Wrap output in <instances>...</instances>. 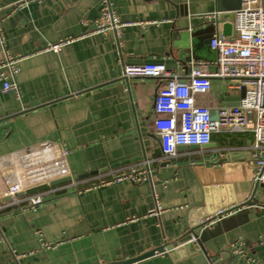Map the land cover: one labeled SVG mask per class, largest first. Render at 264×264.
Masks as SVG:
<instances>
[{
	"label": "crops",
	"instance_id": "0c3cea01",
	"mask_svg": "<svg viewBox=\"0 0 264 264\" xmlns=\"http://www.w3.org/2000/svg\"><path fill=\"white\" fill-rule=\"evenodd\" d=\"M102 1L0 0V61L19 59L14 77L0 69V191L7 153L43 140L69 152L71 170L18 195L40 194L34 208L0 202V264H124L161 247L129 264H195L180 248L218 210L227 212L199 233L211 264H264V184L253 182L252 132H215L208 146H179L165 157L152 126L161 80L122 77L125 64L148 61L183 81L195 64L214 70L210 38L235 29L231 18L225 34L213 15L235 13L241 0H109L126 22L118 37L90 32ZM5 75L17 90H3ZM210 80V91L195 97L211 114L242 97ZM144 161L145 180L97 183Z\"/></svg>",
	"mask_w": 264,
	"mask_h": 264
},
{
	"label": "built area",
	"instance_id": "2783aa9c",
	"mask_svg": "<svg viewBox=\"0 0 264 264\" xmlns=\"http://www.w3.org/2000/svg\"><path fill=\"white\" fill-rule=\"evenodd\" d=\"M100 16L90 26V32H112L115 37L126 24L116 16L109 0H103ZM234 35H213L209 45L216 53L215 68L209 71L204 64L191 67L188 81L169 70L162 62L148 61L140 64H125L122 77L153 78L161 80L155 94L152 122L154 133L160 140V149L165 157L176 155L179 146H204L211 142L213 133L247 132L253 134L255 152L252 154L255 165V184H264V7L262 0H241L234 13ZM62 42L48 48L56 51ZM19 59L6 56L0 61V69L9 68L10 75L18 72ZM211 78L226 81L228 89L243 90L240 100L229 106L217 107V119H212L209 108L200 103L196 95H205L211 89ZM3 90H17L16 82L3 78ZM68 151L53 141L43 140L30 148L7 153L2 169V189L0 199L13 196L8 202H25L34 208L42 202L40 194L19 198L26 190L71 176L68 166ZM146 161L139 165H129L97 178L98 184H110L122 180L140 182L148 172ZM4 205L0 204V209ZM159 213L151 210L149 213ZM227 211L218 210L214 216L200 218L196 225L203 228L215 223ZM230 213V211H228ZM189 242L196 241L191 234ZM264 243V239L262 240ZM233 251L243 256L241 243L233 245Z\"/></svg>",
	"mask_w": 264,
	"mask_h": 264
},
{
	"label": "water",
	"instance_id": "95a60500",
	"mask_svg": "<svg viewBox=\"0 0 264 264\" xmlns=\"http://www.w3.org/2000/svg\"><path fill=\"white\" fill-rule=\"evenodd\" d=\"M233 17H234V13H230V14H226V15L214 14L212 23L214 26L215 25L217 26L220 21H225L224 23H222L221 28H223V32L225 34H227L226 32L229 31L230 27H231V23L229 20ZM240 95L241 96L243 95V90L240 91ZM217 117H218L217 114L214 113L212 116V119L215 120V119H217ZM205 146H208V145H204V147ZM65 179H67V178H61L57 181H52L49 183V185L59 183V181H63ZM46 186H47V184H42L41 186H37V187L31 188V189H28L27 192L41 190L42 188H44ZM12 197L13 196H8L7 198L2 199L0 202L8 201V200L12 199ZM249 202H247V203H249ZM201 230H202L201 224H198V225H196V227H193L191 231H192V234L195 235V237H196V244L191 243V242H189V243L187 242L180 248V250L181 249L188 250L187 252H189L188 254L192 257L193 261H195V264H211L213 262L209 258L208 254H207V252H206V250L202 244V240H203L204 236H201V237L199 236V233L201 232ZM163 251H164L163 247H161L159 249H154V250L148 251L147 254H144L142 256H137L135 258H131L130 260L125 261L124 264H129L130 262L138 261L139 259L147 257L148 255H152L155 252H163ZM168 251L170 252L171 250H168Z\"/></svg>",
	"mask_w": 264,
	"mask_h": 264
}]
</instances>
